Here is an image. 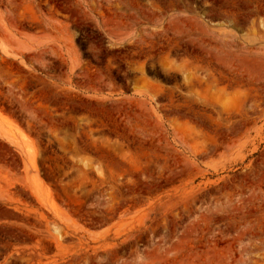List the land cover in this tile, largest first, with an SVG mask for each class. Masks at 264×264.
Wrapping results in <instances>:
<instances>
[{"label":"rangeland","instance_id":"374dc122","mask_svg":"<svg viewBox=\"0 0 264 264\" xmlns=\"http://www.w3.org/2000/svg\"><path fill=\"white\" fill-rule=\"evenodd\" d=\"M0 264H264V0H0Z\"/></svg>","mask_w":264,"mask_h":264}]
</instances>
